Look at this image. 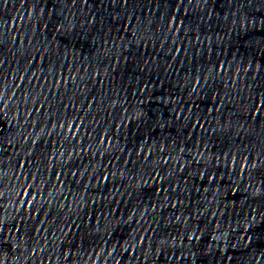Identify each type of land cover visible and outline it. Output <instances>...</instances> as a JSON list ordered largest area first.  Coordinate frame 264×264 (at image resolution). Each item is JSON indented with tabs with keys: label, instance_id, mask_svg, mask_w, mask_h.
<instances>
[{
	"label": "water",
	"instance_id": "obj_1",
	"mask_svg": "<svg viewBox=\"0 0 264 264\" xmlns=\"http://www.w3.org/2000/svg\"><path fill=\"white\" fill-rule=\"evenodd\" d=\"M263 57L264 0H0V264L105 218Z\"/></svg>",
	"mask_w": 264,
	"mask_h": 264
}]
</instances>
